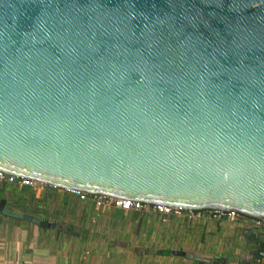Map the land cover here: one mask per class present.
Masks as SVG:
<instances>
[{"label": "water", "instance_id": "95a60500", "mask_svg": "<svg viewBox=\"0 0 264 264\" xmlns=\"http://www.w3.org/2000/svg\"><path fill=\"white\" fill-rule=\"evenodd\" d=\"M0 171L264 223V0H0Z\"/></svg>", "mask_w": 264, "mask_h": 264}, {"label": "crops", "instance_id": "0c3cea01", "mask_svg": "<svg viewBox=\"0 0 264 264\" xmlns=\"http://www.w3.org/2000/svg\"><path fill=\"white\" fill-rule=\"evenodd\" d=\"M5 187L52 226L0 217V264H264V250L252 254L264 226L251 217L188 220L48 185Z\"/></svg>", "mask_w": 264, "mask_h": 264}, {"label": "built area", "instance_id": "2783aa9c", "mask_svg": "<svg viewBox=\"0 0 264 264\" xmlns=\"http://www.w3.org/2000/svg\"><path fill=\"white\" fill-rule=\"evenodd\" d=\"M0 182L20 185V186H31V187L44 185L35 182L29 178L6 174L3 171H0ZM68 191L77 195H85L79 190H68ZM85 196H90V195H85ZM90 197L96 198L99 205L113 206L124 210H137V211L148 210L156 214H161L164 216L183 217L188 220H195L199 218H210L217 221H228L231 223H236L241 217V215L236 211H221V210H211V209L186 210L181 207H174L163 204H146L141 201L115 199L111 197H97V196H90ZM255 221L257 225L261 227L264 226V223L262 221L260 220H255Z\"/></svg>", "mask_w": 264, "mask_h": 264}, {"label": "flooded vegetation", "instance_id": "af4514ba", "mask_svg": "<svg viewBox=\"0 0 264 264\" xmlns=\"http://www.w3.org/2000/svg\"><path fill=\"white\" fill-rule=\"evenodd\" d=\"M1 183V182H0ZM2 184H5V185H11V184H8V183H2ZM17 220V219H16Z\"/></svg>", "mask_w": 264, "mask_h": 264}, {"label": "trees", "instance_id": "16d2710c", "mask_svg": "<svg viewBox=\"0 0 264 264\" xmlns=\"http://www.w3.org/2000/svg\"><path fill=\"white\" fill-rule=\"evenodd\" d=\"M27 187V186H26ZM25 189V187H23ZM242 217H248V216H244V215H241Z\"/></svg>", "mask_w": 264, "mask_h": 264}]
</instances>
